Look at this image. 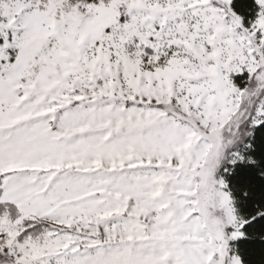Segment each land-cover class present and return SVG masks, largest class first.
Segmentation results:
<instances>
[{
    "label": "snow or ice",
    "instance_id": "snow-or-ice-1",
    "mask_svg": "<svg viewBox=\"0 0 264 264\" xmlns=\"http://www.w3.org/2000/svg\"><path fill=\"white\" fill-rule=\"evenodd\" d=\"M0 264H264V0H0Z\"/></svg>",
    "mask_w": 264,
    "mask_h": 264
}]
</instances>
